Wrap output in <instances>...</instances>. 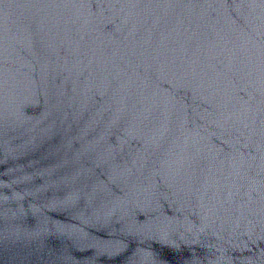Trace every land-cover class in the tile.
Returning <instances> with one entry per match:
<instances>
[{
  "label": "water",
  "instance_id": "obj_1",
  "mask_svg": "<svg viewBox=\"0 0 264 264\" xmlns=\"http://www.w3.org/2000/svg\"><path fill=\"white\" fill-rule=\"evenodd\" d=\"M0 264H264V0H0Z\"/></svg>",
  "mask_w": 264,
  "mask_h": 264
}]
</instances>
